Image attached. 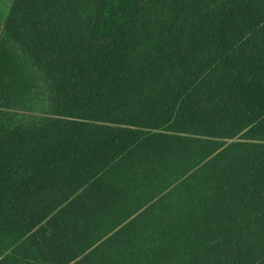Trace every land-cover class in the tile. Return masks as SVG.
Returning <instances> with one entry per match:
<instances>
[{
	"label": "trees",
	"instance_id": "16d2710c",
	"mask_svg": "<svg viewBox=\"0 0 264 264\" xmlns=\"http://www.w3.org/2000/svg\"><path fill=\"white\" fill-rule=\"evenodd\" d=\"M0 264H264V0H10Z\"/></svg>",
	"mask_w": 264,
	"mask_h": 264
},
{
	"label": "rangeland",
	"instance_id": "374dc122",
	"mask_svg": "<svg viewBox=\"0 0 264 264\" xmlns=\"http://www.w3.org/2000/svg\"><path fill=\"white\" fill-rule=\"evenodd\" d=\"M10 3V0H0V23L4 19L6 15V11L8 8V5Z\"/></svg>",
	"mask_w": 264,
	"mask_h": 264
}]
</instances>
